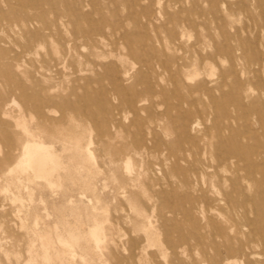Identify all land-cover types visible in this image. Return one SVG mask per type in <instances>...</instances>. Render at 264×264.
Segmentation results:
<instances>
[{"label": "rangeland", "instance_id": "rangeland-1", "mask_svg": "<svg viewBox=\"0 0 264 264\" xmlns=\"http://www.w3.org/2000/svg\"><path fill=\"white\" fill-rule=\"evenodd\" d=\"M229 263L264 264V0H0V264Z\"/></svg>", "mask_w": 264, "mask_h": 264}, {"label": "bare ground", "instance_id": "bare-ground-1", "mask_svg": "<svg viewBox=\"0 0 264 264\" xmlns=\"http://www.w3.org/2000/svg\"><path fill=\"white\" fill-rule=\"evenodd\" d=\"M25 158L26 160L24 164L33 166L37 173L45 176H51L59 166L58 157L55 153L49 150L45 145L35 142L29 143L25 147ZM252 224L254 225L255 230L259 233L260 230L258 223L254 221Z\"/></svg>", "mask_w": 264, "mask_h": 264}]
</instances>
